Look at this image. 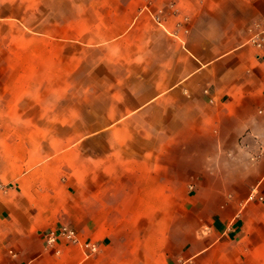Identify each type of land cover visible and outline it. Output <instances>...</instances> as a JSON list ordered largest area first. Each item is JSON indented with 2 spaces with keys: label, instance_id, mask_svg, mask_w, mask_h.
Listing matches in <instances>:
<instances>
[{
  "label": "crops",
  "instance_id": "0c3cea01",
  "mask_svg": "<svg viewBox=\"0 0 264 264\" xmlns=\"http://www.w3.org/2000/svg\"><path fill=\"white\" fill-rule=\"evenodd\" d=\"M78 12L115 32L79 41L70 16L65 39L148 48L103 61L108 126L87 137L110 147L86 154L83 180L29 187L0 167V264H264V0H0V18ZM13 24L7 55L33 39ZM49 27L41 55L61 45ZM63 227L77 241L47 244Z\"/></svg>",
  "mask_w": 264,
  "mask_h": 264
},
{
  "label": "rangeland",
  "instance_id": "374dc122",
  "mask_svg": "<svg viewBox=\"0 0 264 264\" xmlns=\"http://www.w3.org/2000/svg\"><path fill=\"white\" fill-rule=\"evenodd\" d=\"M97 15L10 13L0 18L4 22L0 37L6 36V22H15L14 28L20 26L14 29V37H20L24 31L33 37L28 49L21 52L20 45H14L16 51L10 55L0 45V167L19 180L20 174L26 172L29 187L42 184L49 176L83 180L86 154L94 155L110 147V142L101 136L87 137L108 126L103 123V116H108V94L102 80L107 67L102 66L103 61H121L126 59L124 54L147 51L148 44L84 45L64 38L68 36L66 25L70 16H76L78 25L72 32L77 33V40H84L85 36L87 40H105L109 32H115L112 28L94 20L86 27L80 20ZM54 18L61 21V45L45 44L41 55V46L33 42L42 33L46 41L52 40L49 26ZM25 25L28 30L21 29ZM56 50L60 51L57 58L53 57ZM59 67L61 76L54 77ZM43 166H55L57 172H44Z\"/></svg>",
  "mask_w": 264,
  "mask_h": 264
},
{
  "label": "built area",
  "instance_id": "2783aa9c",
  "mask_svg": "<svg viewBox=\"0 0 264 264\" xmlns=\"http://www.w3.org/2000/svg\"><path fill=\"white\" fill-rule=\"evenodd\" d=\"M254 41H255L256 45L260 46L262 44V42H264V38L259 37L258 39H254ZM58 235L62 236L66 240H69V241H72V242L77 241V236H76L75 230L72 229V228H69V227H63L58 232L57 231H49L46 234V242H47V244L54 243L56 238L58 237ZM91 247L94 248L93 245H91Z\"/></svg>",
  "mask_w": 264,
  "mask_h": 264
}]
</instances>
